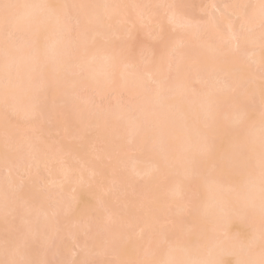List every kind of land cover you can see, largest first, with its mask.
Wrapping results in <instances>:
<instances>
[{
  "label": "bare ground",
  "instance_id": "obj_1",
  "mask_svg": "<svg viewBox=\"0 0 264 264\" xmlns=\"http://www.w3.org/2000/svg\"><path fill=\"white\" fill-rule=\"evenodd\" d=\"M262 165L264 0H0V264H262Z\"/></svg>",
  "mask_w": 264,
  "mask_h": 264
},
{
  "label": "rangeland",
  "instance_id": "obj_2",
  "mask_svg": "<svg viewBox=\"0 0 264 264\" xmlns=\"http://www.w3.org/2000/svg\"><path fill=\"white\" fill-rule=\"evenodd\" d=\"M95 1H97V0H95ZM209 1L210 0H193V2L195 4H200L201 8H207V6L209 4ZM195 12H197V11H195ZM206 13H207V11L204 14H201V15H206ZM213 14L215 16H217L216 12H213ZM197 16H200V13H197ZM151 32H153V28L149 27L148 33L151 34ZM136 38H137V41H135L136 46L142 45L144 47L145 45L149 44L147 42L148 41L147 36H140L138 34V36H136ZM18 41H20L18 43L22 44L24 42V39H20ZM88 91L89 90H86V91L85 90H81L78 94H79V99L81 101L88 100L90 102V105L92 106L91 109H93V108H96V109H98V108H111V106L113 104H115V98H114V96L112 94L111 95L109 94V95H106L105 97L99 98V97H96L97 95H95V93H93V91L92 92H88ZM123 100H124L123 103H125V104H127L129 106L130 101L128 99H126V98H123ZM45 127L47 129V136H49L50 134H51L50 136H54L55 135L54 126L52 125V123H47L45 125ZM25 139L26 140L29 139V134H27L25 136ZM70 140H71V138L67 139V141H70ZM106 163L108 165L109 161H107ZM21 175H22L21 179L25 177V174H21ZM2 177H4V172H3V170H0V178H2ZM136 183H138V184L142 183L141 179L137 180ZM29 189H31V188H29ZM41 190H44V188H41ZM41 190H39V191H41ZM89 190H90V187L88 185L83 187V189H82V197L80 199L81 202L76 204V206L74 208L75 211H76V209L78 211L80 208H82V205H84V203H82V201L85 202V199L88 200V198H89ZM32 192H33V190L30 191L31 194H32ZM57 232H58L59 236L56 237L55 242L59 241V243H68V238L66 236L61 235L62 231L58 230ZM15 235H16L17 238L21 239V236L19 237V235H18V231L15 232ZM5 237H7V233L5 231H0V247H2L4 245L2 243V240H4ZM31 247H33V249H35L37 251V253H39L42 257H45V254L47 252L48 257L46 258V262L48 264H58V256H54L53 255L54 251H52V253H51V248L50 247L48 248L47 246L45 247V246H41V245H38V244H34ZM76 256L77 255H75V257ZM70 263H72V262H70V260H67V264H70ZM88 264H95V263H90L89 262Z\"/></svg>",
  "mask_w": 264,
  "mask_h": 264
},
{
  "label": "snow or ice",
  "instance_id": "obj_3",
  "mask_svg": "<svg viewBox=\"0 0 264 264\" xmlns=\"http://www.w3.org/2000/svg\"><path fill=\"white\" fill-rule=\"evenodd\" d=\"M5 7H8L7 5ZM262 169H264V165H262ZM262 211H264V191H262V204H261ZM264 264V262H262Z\"/></svg>",
  "mask_w": 264,
  "mask_h": 264
}]
</instances>
